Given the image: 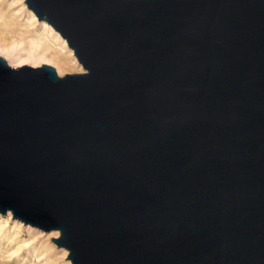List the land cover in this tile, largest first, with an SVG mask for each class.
I'll use <instances>...</instances> for the list:
<instances>
[{
	"label": "water",
	"instance_id": "1",
	"mask_svg": "<svg viewBox=\"0 0 264 264\" xmlns=\"http://www.w3.org/2000/svg\"><path fill=\"white\" fill-rule=\"evenodd\" d=\"M82 72L0 55V212L71 264H264V0H25Z\"/></svg>",
	"mask_w": 264,
	"mask_h": 264
},
{
	"label": "rangeland",
	"instance_id": "2",
	"mask_svg": "<svg viewBox=\"0 0 264 264\" xmlns=\"http://www.w3.org/2000/svg\"><path fill=\"white\" fill-rule=\"evenodd\" d=\"M42 22L28 8L25 0H0V32L11 36L15 42L8 49L0 48L2 53L10 61L17 62V66H40L41 59L30 53L27 44L19 41V35L25 31L39 30L49 35L50 41H55L46 28L43 30ZM63 71L61 75L83 70L64 67ZM58 236V230H44L14 218L10 211L0 212V264H71L66 258L68 250L50 239Z\"/></svg>",
	"mask_w": 264,
	"mask_h": 264
},
{
	"label": "bare ground",
	"instance_id": "3",
	"mask_svg": "<svg viewBox=\"0 0 264 264\" xmlns=\"http://www.w3.org/2000/svg\"><path fill=\"white\" fill-rule=\"evenodd\" d=\"M42 23L43 30L46 28L55 41H50L49 35L42 34L37 30L38 28L36 29L38 32H32V30L22 32L19 35V41L27 44L30 53L35 54L41 59V64H49L53 66L59 75L63 74L64 67H74L79 71L83 70L81 65L75 59L71 49L66 45L64 39L45 21ZM56 41L60 43L56 44ZM14 43V39H12L11 36H5L3 32H0V48L8 49ZM0 55L4 57L11 66L16 67L19 65L17 62L10 61L8 57L2 53L1 49ZM33 65L36 64L33 63Z\"/></svg>",
	"mask_w": 264,
	"mask_h": 264
}]
</instances>
